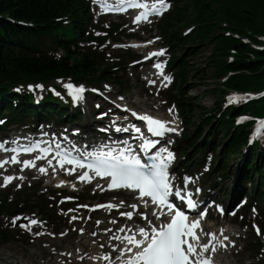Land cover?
<instances>
[{
	"label": "snow or ice",
	"instance_id": "1",
	"mask_svg": "<svg viewBox=\"0 0 264 264\" xmlns=\"http://www.w3.org/2000/svg\"><path fill=\"white\" fill-rule=\"evenodd\" d=\"M99 6L102 11H116L124 12L128 8L142 9L138 15H136L134 22H139L142 19L151 23L148 19L152 15H161L170 4L167 0H153L151 7L147 3V0H119L116 4H110L107 0H98ZM154 39H159L155 37ZM146 43H152L148 41ZM164 49H159L158 54H163ZM150 56L153 53L149 54ZM147 58V57H145ZM155 67L161 69L160 64H156ZM171 77L164 75V80L171 82ZM149 83H155V81H149ZM66 89L69 90V94L73 96V99L82 98V93L84 91L83 85H73L72 83H67L64 85ZM167 86V85H164ZM31 88L32 86L29 85ZM36 87L42 88L43 85H36ZM107 87V86H106ZM54 91V90H53ZM93 91H97L93 89ZM260 95H264L261 93ZM252 98L251 94H246L244 97H229V101L233 100H246ZM122 99V97H121ZM126 107V106H124ZM174 107V106H173ZM172 109H169L171 112ZM133 116H137L142 121L146 122L147 131L153 136L162 137L166 132H174L176 129L166 127L169 121H163L152 117L151 115L143 114L140 115L136 112H132ZM136 133L140 134L142 143L139 145L141 152L147 155V161H142L139 154H134L130 146L123 148H107V150H99L92 152L78 153L73 155L68 150H62L59 144L56 145V156L47 160V164L52 166L53 159H57V163L64 169L65 172L71 174L79 169H86L81 174H78L76 179L82 182H90L93 178L90 176V172L94 173L95 176L99 177H109L110 182L107 183L108 189H130L134 190V198L139 201V203H131L127 205L131 210L120 211L119 215L126 217L128 221H131L134 213L144 220V224L140 225L135 222L129 224L124 222L120 227L116 229L113 233L112 229L106 228L105 232L109 234V242L111 240H119L120 246L111 245L115 253H119L115 257V264H213L211 253L215 252V244L213 240L216 239L215 233H204L208 236V242H200V234L196 229L200 228L199 221L202 219L206 213L207 209L197 213L195 219L189 220V215L183 210V204L186 202L187 209H196L197 205L192 200L190 195H182L181 189L173 187L170 174L168 171L169 164L174 155L172 152L168 151L166 148H161L160 150L150 153L149 150L152 149L158 141L149 139L144 136L139 127L132 125ZM264 128V119L258 121L257 133L259 134L260 129ZM118 131H128V129H117ZM16 144V141L12 142ZM42 142H33L29 145H19L16 144L15 147L11 149L5 148V143L0 142V150L11 151L12 156L9 160H0V167H3L6 163H17L18 156L20 153H32L34 151H39L40 156L35 157L33 160L25 159L21 162V171L24 166H35V159H44L53 149L50 146L41 147ZM127 143V142H125ZM167 153V156L164 153ZM67 163L72 165L71 168H64V164ZM39 171L41 173H46V168L40 166ZM53 173L56 169L52 168ZM3 175V173H0ZM16 178L13 175H4L3 184L0 187L7 186V184ZM23 179V177H19ZM190 177H185V183L190 180ZM65 183V181H60V184ZM20 185H17L19 187ZM75 187V185H73ZM99 187V185H97ZM104 189H101L103 191ZM184 191H187L184 189ZM199 191V189H197ZM64 199H74V197H65ZM173 199H179L182 202L181 206L176 205ZM63 202V201H61ZM125 201L121 200L119 204L112 203L111 201L106 204L97 205H78V207H91L104 208L111 212L112 209H119ZM139 204H143L146 209L149 208V204L153 205L150 209V218L148 212L137 211ZM219 208V206H217ZM63 211V210H61ZM69 211H74L69 209ZM223 212V209L220 208ZM255 212V209H253ZM161 217H164L161 220ZM21 219V215L14 216L12 218V224L15 227L16 221ZM28 221V224H21L20 227L31 231L29 225H41L44 222L39 221L34 218L24 217ZM72 219H77L73 216ZM102 221L97 220L96 224L99 225ZM109 223L116 224L117 221L113 218L109 220ZM81 233L84 229H79ZM203 232V229H200ZM224 229L221 228L220 235L223 236ZM257 232L259 233V228L257 227ZM117 233H125L124 235H118ZM44 233L37 232L35 235H42ZM49 235H55L54 233H48ZM66 233H60L61 236ZM91 235L95 236L96 232H92ZM224 240H227V236H223ZM222 243V241H217ZM95 243V241H93ZM101 248L104 245H100ZM55 251V250H54ZM208 253V255H205ZM68 255H71L69 253ZM83 259V257H80ZM90 259L99 260V256L90 257ZM105 261H109L111 264V255L105 253L103 256Z\"/></svg>",
	"mask_w": 264,
	"mask_h": 264
},
{
	"label": "trees",
	"instance_id": "2",
	"mask_svg": "<svg viewBox=\"0 0 264 264\" xmlns=\"http://www.w3.org/2000/svg\"><path fill=\"white\" fill-rule=\"evenodd\" d=\"M62 14L71 15L70 33L67 35L72 40L83 32V23L88 18V13L82 4H77L74 0H68L65 4L58 0H0L1 16L35 25L34 28H28L30 32L21 28L22 26L0 19V79L10 81L48 80V78L76 73H93L97 70H101L105 75V69L97 60H94L92 53L73 54L70 53L68 46H63L68 54L66 59L59 61L46 57L31 58L29 55H16L13 48L8 47L11 43L9 34L14 35L13 43H16V34L22 35L23 31L36 37L42 35V32L49 35L50 31L58 30L60 25H54L53 19L59 18ZM186 22L195 24L196 27L194 36L188 37L187 42L185 40L184 44H180L181 47H184L186 52L193 54L196 47L194 44L202 43L207 39L214 47L213 58L210 60V63L213 64V77L219 78L226 72H233V76L223 84L222 89H214L211 90L212 92L224 94L233 89L240 91L264 89V52L253 50L235 38L220 34V31L230 30L251 38L257 44H262L256 40V36H264V0H187L169 16L166 23V25L168 24L167 29L178 32L179 25ZM220 22L226 23L227 27L220 26ZM251 35H255V38ZM230 50L235 52V62L227 65L225 57L230 55ZM179 60L180 58H175V62ZM182 70L185 76L188 75L187 62L183 63ZM246 72L251 75H247ZM180 101L188 108L190 113L188 116L193 117L194 112L200 110L190 97H181ZM246 109L255 115L264 116V99L250 104L244 108V110ZM230 114L228 112L226 114L228 118H223L220 123L214 124L213 128L224 135L223 149L226 153L237 154L245 141L246 128L232 130L233 116ZM200 115L201 113H199ZM210 120L211 118L205 119L207 123ZM216 139L217 135L215 134L210 139L211 143L215 145ZM262 157L264 158V154ZM246 166L248 169L262 171V167L256 165V162L250 164V159L247 160ZM263 194L259 191L260 196Z\"/></svg>",
	"mask_w": 264,
	"mask_h": 264
},
{
	"label": "rangeland",
	"instance_id": "3",
	"mask_svg": "<svg viewBox=\"0 0 264 264\" xmlns=\"http://www.w3.org/2000/svg\"><path fill=\"white\" fill-rule=\"evenodd\" d=\"M185 28V27H184ZM183 29V28H182ZM181 29V30H182ZM212 44L209 41H205L204 43H197V47L195 48V50H197V53L191 57L187 58V62L191 71L192 78H190L188 80V84H190L193 88H191V90L189 91V94L192 95L194 93H198V97L196 98V103L199 104L202 107H211L213 108L215 106L214 102L219 98L216 94L211 93V89L215 88V89H219L220 87V81L214 82V78L211 76L212 73V69H211V65H208V62L210 60V53L212 52ZM173 51L174 47L172 48ZM182 54L180 51L178 52L177 55ZM206 65V67H205ZM205 67V69H204ZM200 69H203V72H201L200 74H196L197 71H199ZM211 80V82H209ZM109 84L113 85L115 90L122 93L125 97L127 96V93L123 92V90L121 88H119L115 83H113L112 81L109 82ZM99 86H102V83L99 84ZM130 93L133 94V92H136L140 95L141 90H139L136 87H133L130 89L129 91ZM85 118L88 119V115L85 116ZM81 124L84 123V119L81 118L80 119ZM216 133V132H214ZM218 137H217V146L219 145H223V135L221 132H217ZM201 144H203V140L200 141ZM208 142V141H207ZM209 143H207L208 145ZM220 150L221 147H219L217 149V153H216V160H215V164H217L222 155H220ZM258 152V151H257ZM255 160H257L258 164H262V160L261 158L258 157V154L255 155ZM241 160H243V156L242 153L239 154H235V155H231L230 157L227 158V175L230 174L229 178L227 179V181H225V185L222 189V194H224L225 197H227V202H229L231 200V196H232V190H233V180H234V175L235 173L237 174L238 169H239V164L241 162ZM262 176L259 178V181L257 180V177H255V181L254 184L256 185L257 182H259V190L264 192V170L262 171ZM223 174H225L223 172ZM236 177V175H235ZM258 201V209L259 211H264V197L262 199H258L257 197L255 198ZM226 203V202H225ZM252 243V242H249ZM7 245L10 247V249L14 252V253H22L24 255H26L25 251L22 250V247L19 246L18 244H14L12 241L8 244L5 243H0V246H4ZM245 257V256H244Z\"/></svg>",
	"mask_w": 264,
	"mask_h": 264
},
{
	"label": "bare ground",
	"instance_id": "4",
	"mask_svg": "<svg viewBox=\"0 0 264 264\" xmlns=\"http://www.w3.org/2000/svg\"><path fill=\"white\" fill-rule=\"evenodd\" d=\"M110 92V91H109ZM84 105V104H83ZM97 108V112H99L100 108L99 105H96ZM110 212L108 213V216H110ZM109 219H112V217H110ZM110 229H113V225L109 226ZM91 240H96V239H89L88 242H90ZM87 242L86 237H80V240H68L67 241V245L65 246V248H63L62 250H66L67 252H71L72 251V246H74L75 243H77L75 246L79 247V250L77 251V255L76 256H84L85 254V243ZM9 250H5V249H1L0 250V260L7 262L8 264H32V262L30 260L25 259L24 257L21 256H15L16 253H14L9 247H7ZM86 256H84V262L83 264H91L88 260H87V254H85ZM104 254L100 255V258H103ZM60 258L62 260H64L66 263L68 264H73L74 262L70 259L69 256H66L64 254H61ZM44 264H52L51 262H46Z\"/></svg>",
	"mask_w": 264,
	"mask_h": 264
}]
</instances>
